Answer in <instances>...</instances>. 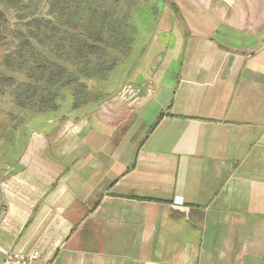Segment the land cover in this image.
I'll return each instance as SVG.
<instances>
[{
  "label": "crops",
  "instance_id": "0c3cea01",
  "mask_svg": "<svg viewBox=\"0 0 264 264\" xmlns=\"http://www.w3.org/2000/svg\"><path fill=\"white\" fill-rule=\"evenodd\" d=\"M168 3L154 83L97 101L104 130L62 117L3 172L0 264H264V0Z\"/></svg>",
  "mask_w": 264,
  "mask_h": 264
},
{
  "label": "trees",
  "instance_id": "16d2710c",
  "mask_svg": "<svg viewBox=\"0 0 264 264\" xmlns=\"http://www.w3.org/2000/svg\"><path fill=\"white\" fill-rule=\"evenodd\" d=\"M143 12L153 35L178 9L168 0H0V95L16 110L14 131L22 112L56 114L67 95L71 109L86 103L83 79L104 81L131 55Z\"/></svg>",
  "mask_w": 264,
  "mask_h": 264
},
{
  "label": "rangeland",
  "instance_id": "374dc122",
  "mask_svg": "<svg viewBox=\"0 0 264 264\" xmlns=\"http://www.w3.org/2000/svg\"><path fill=\"white\" fill-rule=\"evenodd\" d=\"M151 20L152 17L145 12L139 16L138 22L140 30L133 52L128 58L119 63L112 72H109L108 77L104 81L96 82L94 80L83 79L90 96L86 103L81 104L79 109H71L72 99L67 95L63 98L59 111L56 114L44 113L29 115V111L22 112L21 114L27 116V119L18 126V130L16 129V131H19L17 139L21 141L20 143L18 142L19 144L13 141L16 132L14 129L17 127L16 124L18 122L15 120L17 119L15 117L16 110H13L14 113L10 114V110L13 109L10 103V97L0 95V181L5 177L3 172L6 169H9V167L18 161H24L26 159L23 157L26 154L23 150L26 145L31 143V140L33 141L34 135L39 138V136L54 135L59 131L61 128L60 119L62 117H67L65 119L78 122L81 118V113H83L81 116L86 118L90 128L104 130L105 127L89 114L96 107L97 101L100 98L111 94L124 82L134 84L154 83V65L152 64L149 68L146 66V59L148 58V54L146 53H149L150 57L154 53V47H152L154 41L151 40L152 32H150ZM143 44L146 46L144 51L140 49ZM21 156L22 159H19ZM3 183L5 184V181L0 182V190L2 191L5 189V186L2 185Z\"/></svg>",
  "mask_w": 264,
  "mask_h": 264
},
{
  "label": "built area",
  "instance_id": "2783aa9c",
  "mask_svg": "<svg viewBox=\"0 0 264 264\" xmlns=\"http://www.w3.org/2000/svg\"><path fill=\"white\" fill-rule=\"evenodd\" d=\"M148 92L152 91V87L148 86ZM1 264H41L39 262V252L33 250L30 252L6 251Z\"/></svg>",
  "mask_w": 264,
  "mask_h": 264
}]
</instances>
